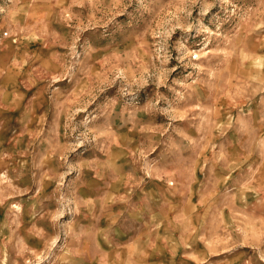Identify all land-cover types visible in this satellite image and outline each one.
I'll use <instances>...</instances> for the list:
<instances>
[{
  "label": "rangeland",
  "instance_id": "rangeland-1",
  "mask_svg": "<svg viewBox=\"0 0 264 264\" xmlns=\"http://www.w3.org/2000/svg\"><path fill=\"white\" fill-rule=\"evenodd\" d=\"M0 264H264V0H0Z\"/></svg>",
  "mask_w": 264,
  "mask_h": 264
}]
</instances>
